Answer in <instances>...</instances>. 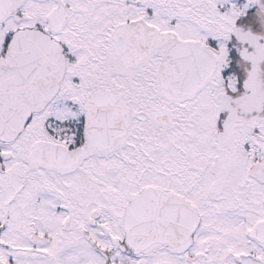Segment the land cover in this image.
<instances>
[{"label": "snow or ice", "instance_id": "snow-or-ice-1", "mask_svg": "<svg viewBox=\"0 0 264 264\" xmlns=\"http://www.w3.org/2000/svg\"><path fill=\"white\" fill-rule=\"evenodd\" d=\"M0 264H264V0H0Z\"/></svg>", "mask_w": 264, "mask_h": 264}]
</instances>
